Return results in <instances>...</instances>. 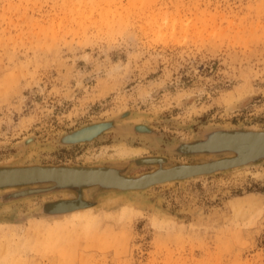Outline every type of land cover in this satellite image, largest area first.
<instances>
[{
	"label": "rangeland",
	"instance_id": "rangeland-1",
	"mask_svg": "<svg viewBox=\"0 0 264 264\" xmlns=\"http://www.w3.org/2000/svg\"><path fill=\"white\" fill-rule=\"evenodd\" d=\"M99 122L114 126L61 142ZM216 130H264V0H0V167L139 177L159 168L140 158H217L178 152ZM13 191L0 190V264H264V161L86 189L82 221L43 212L75 193Z\"/></svg>",
	"mask_w": 264,
	"mask_h": 264
},
{
	"label": "water",
	"instance_id": "water-1",
	"mask_svg": "<svg viewBox=\"0 0 264 264\" xmlns=\"http://www.w3.org/2000/svg\"><path fill=\"white\" fill-rule=\"evenodd\" d=\"M113 126L112 122L94 123L63 136L61 142L66 145L88 143ZM136 131L149 133L150 129L139 125ZM178 152L218 157L207 162L169 167H164V158H140L135 161L136 164L158 165L159 168L139 177H129L123 170L114 167H0V190H14L7 196L11 200L55 192L75 193V198L54 201L43 207L44 215H63L79 208L94 206L83 197L86 189L143 191L160 184L225 172L264 161V130H216L204 139L181 144Z\"/></svg>",
	"mask_w": 264,
	"mask_h": 264
},
{
	"label": "bare ground",
	"instance_id": "bare-ground-1",
	"mask_svg": "<svg viewBox=\"0 0 264 264\" xmlns=\"http://www.w3.org/2000/svg\"><path fill=\"white\" fill-rule=\"evenodd\" d=\"M137 152H138V150H133V151H130L128 149L125 150V154H129V153L133 154V153H137ZM108 176L111 177V175H108ZM67 215H69L70 218H73L72 220L75 219V220H81V221L82 220H90V219H92L91 217L93 216L91 213L88 212V209H85V208L76 209V210L72 211L71 213H67ZM71 215H73V216H71Z\"/></svg>",
	"mask_w": 264,
	"mask_h": 264
},
{
	"label": "trees",
	"instance_id": "trees-1",
	"mask_svg": "<svg viewBox=\"0 0 264 264\" xmlns=\"http://www.w3.org/2000/svg\"><path fill=\"white\" fill-rule=\"evenodd\" d=\"M262 243L264 244V236H263V242Z\"/></svg>",
	"mask_w": 264,
	"mask_h": 264
}]
</instances>
